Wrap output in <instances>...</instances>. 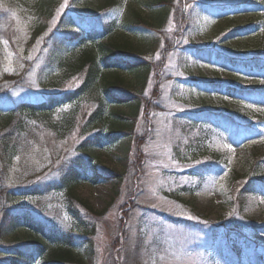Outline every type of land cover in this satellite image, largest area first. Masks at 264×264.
<instances>
[{"label":"rangeland","instance_id":"1","mask_svg":"<svg viewBox=\"0 0 264 264\" xmlns=\"http://www.w3.org/2000/svg\"><path fill=\"white\" fill-rule=\"evenodd\" d=\"M105 1L111 0H0L2 113L80 86L82 74L52 71L49 58L51 50L76 34L69 15L91 16L101 26L137 10L160 27L123 34L116 26L107 35L142 46L151 71L131 134L91 150L101 165L120 174L119 180L74 186L95 213L84 215L94 229L91 246L84 244V264H234L225 259L226 243L235 245L231 253L241 258L236 264H254L256 255L264 261V98L233 87L263 86L264 73L243 75L224 63L237 52L238 57L256 50L264 55V7L255 6L256 12L247 7L260 0H166L155 6L159 1L115 0L109 8ZM75 40V51L88 47V40ZM223 49L225 57L214 54ZM97 100L95 87L49 117L23 115L36 121V131L29 138L23 133L24 149L10 164L6 160L4 185L25 189L61 180L83 139L108 122H85ZM109 109L128 113L126 106ZM71 113L70 125L65 118ZM251 186L256 188L249 191ZM15 192L14 198L6 197L9 210L29 206L37 214L36 205L45 204L55 215L49 198ZM56 222L72 225L63 218ZM27 236L0 216V260L10 259L2 248Z\"/></svg>","mask_w":264,"mask_h":264},{"label":"trees","instance_id":"2","mask_svg":"<svg viewBox=\"0 0 264 264\" xmlns=\"http://www.w3.org/2000/svg\"><path fill=\"white\" fill-rule=\"evenodd\" d=\"M114 1H105L106 7L109 8ZM154 1H159L154 6L166 3V0ZM260 5L264 7V0L259 1L258 6ZM83 19L89 20L86 27H81ZM68 21L74 25L77 32L73 34L74 37L71 36L68 40L62 41L60 45L51 50L49 53L51 70H62L67 73L74 71L82 74L80 86L73 92H67L60 97L55 96L36 103L21 102L5 113L0 112V126L4 128L0 132V168L2 169V173H0V191H3V194L5 193L4 198L0 194V216L8 221L12 229L23 228L29 235L25 239L26 241H20L15 237L14 241L18 243L17 245L10 246L7 249L2 248L3 252L1 253L5 254V257H10V259L0 260V264L85 263L87 258L84 244L91 246L92 243H88V241H90L94 229L92 225L87 224L84 215H95V213L85 200L76 196L74 186L79 182L97 185L108 180H119L120 174L101 165L91 150L94 151V149L102 146L113 145L123 135L131 134L133 120L143 102L141 96L151 71V63L145 59L142 46L126 40H108L107 35L116 26L121 27L122 30H120L123 34H130L132 30L137 28H154L155 26L146 21L144 16L137 10L133 11L129 18L120 19L118 22L112 21L101 26L96 24V21L88 15H69ZM158 21L160 20L158 19ZM247 27L256 26L248 25ZM159 28L155 27L154 30L158 31ZM258 32L261 33V30ZM258 32L252 31L250 33L256 35ZM75 37L79 40H88V47L85 46L82 50L75 51L78 46L71 44L76 41ZM226 53L228 54V51L225 49L214 51V54L218 57H225L223 54L227 55ZM234 54L237 55L238 52ZM235 55H227L224 59L227 60L224 63L233 70L236 69L242 74L252 71L264 73L263 52L256 50L254 54L244 57ZM110 71H121L128 74L130 78L125 80L124 77L113 75ZM107 72L111 73L113 77H104ZM229 83L231 84L232 81H229ZM224 84L227 85L228 83L225 82ZM95 87L98 90V100L95 108L86 116L85 122L93 124L104 122L106 119H108V122L105 121V128L98 129L92 135L83 139L81 145L78 146L77 155L69 159L68 169L61 180L57 182L45 181L39 185L25 187V189H23V186L19 188L12 185L5 186L4 183L6 182L2 174L4 175V169L8 165L7 161L17 157L21 149H24L23 144L27 141L22 138V134L28 133L27 138H29L36 131V125L34 124L36 121L30 122L23 115L46 114L49 117L53 110L62 103L78 98ZM133 87H135L134 91L132 90ZM233 87L244 92V94H250L252 97L262 96L264 98V88L256 84L248 88H241L236 85ZM117 105L126 106L128 113L109 109L110 106ZM74 115V113L68 114L65 122L71 125ZM215 116L218 115H212V117ZM11 162L9 161V164ZM255 164L256 162L251 167ZM250 188L254 189L253 187ZM19 189L21 194H24L22 191H26L27 194L25 195L29 198L32 197V199L49 198L51 209L53 213L55 211V215H51L52 213L47 210L45 204L36 205L39 209L37 214L29 206L9 210L5 204L6 197L14 198L15 190ZM60 193H62L61 196H59ZM40 210L44 212V216L48 219L39 215ZM62 218L72 223L73 226L70 224L72 228H67L63 223L56 222V219L61 220ZM234 248V244L226 243L224 247L225 259H231L234 264L240 263L239 256L231 253ZM254 264H264V261L256 255L254 256Z\"/></svg>","mask_w":264,"mask_h":264},{"label":"snow or ice","instance_id":"3","mask_svg":"<svg viewBox=\"0 0 264 264\" xmlns=\"http://www.w3.org/2000/svg\"><path fill=\"white\" fill-rule=\"evenodd\" d=\"M64 6H66V5H64ZM88 24H89V20H88V19H83V20L81 21V27H86ZM70 86H71V85H70Z\"/></svg>","mask_w":264,"mask_h":264}]
</instances>
